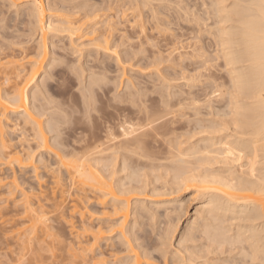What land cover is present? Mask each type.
Listing matches in <instances>:
<instances>
[{
	"label": "bare ground",
	"instance_id": "1",
	"mask_svg": "<svg viewBox=\"0 0 264 264\" xmlns=\"http://www.w3.org/2000/svg\"><path fill=\"white\" fill-rule=\"evenodd\" d=\"M10 1H16L17 2V1H22V0H8V2H10ZM56 1H57L56 3H58V1H60V0H56ZM63 1H66V0H62V3H63ZM121 1L122 0H120V2ZM157 1H159V0H157ZM157 1L156 0H124L125 5L129 4V7H127V5H126V7H127V11L128 10L131 11L132 24L136 23L138 25H142L140 27L143 28V26H145L147 24V21H149L150 17H151L150 20H151V22H153L152 23L153 25H155V22L159 23L160 21H163V19L167 20L170 24L171 22L168 19H166L165 16L162 20H161L162 17L160 16V18H159L160 21L156 18H158L160 14H163L162 11L163 12L168 11V10H166L167 7L169 6L171 8V6L175 4V0H167V1L164 0V2L166 1L165 3H167V4L170 3L168 1H171V2L174 1L173 2L174 4L170 3L171 6L164 4L163 0H161L160 2H157ZM176 1H177L178 5H181V7L178 6L177 3H176V5L172 6L174 8L176 7L177 11H176V13H175V11H174V13L173 12L170 13L171 15L175 14V16L177 15L178 17H181L180 16L181 14L186 13L185 17H184V15L182 16L184 21L188 22V21H190V18H192V20H194L195 23L197 22V25H196L197 27H195L194 26L195 23L193 24V22L191 21V23L193 24V26H191V28H193V29L198 28V26H199L198 22L200 23V25L201 24L204 25V26L201 25V26H203V27H201L202 28L201 32H200L201 29L198 28L199 29L198 32H200V33H196L195 34L196 37H198L199 34H201L202 32H204L206 35V32H208V30H209L207 27V26H209V23L211 24L213 22L215 25L218 23H220V25L221 24L223 25L225 23H227V24L229 23L226 26H222V25L219 27L217 26V29L214 28V26H215L214 24L212 26L210 25L209 27H213V29L211 28L212 31H214L215 29L217 30V31L215 30L216 32L214 31V33L216 35L213 36L214 34L211 32V30L209 32H211L213 35L211 33H207V35L210 34L212 36V38H214L215 41L214 40L212 41L214 43V44L211 43L212 45L217 44L220 46V47H217V46H215V47L212 46V47H214L215 52H217L216 48H218L219 54L217 53V56L222 57L221 61L224 62L225 67L228 68V66H229L228 70L227 69L226 70L228 72L227 76H230V77L227 78V76L225 75L227 73L226 71H224L225 74H223V73L222 74L224 75V77L227 78V79H225V81L228 80L230 82L229 86H230L231 90L233 91V93L230 90L228 85H226L229 88L228 91H226L227 89L225 90V88H227L226 86L223 89L224 82H222V81H224V79H223L224 77L223 78L219 77L220 80L221 79H223V80H221L220 83L215 82L217 84L216 85L212 81H219V80H216L218 78H216L214 76V74L209 73V76L207 77V82L209 81L212 84L214 83L216 85L215 87H218V84H221V82H222V88L220 89V87H218L219 89H216L217 92H218V90H219V92L218 93L213 92L214 93V94H212L213 97L212 98L210 97L211 100L212 99L214 100L213 102H215V100H216V103L217 102L219 103V101H220V103L223 102L220 99L224 100V97L229 92L228 93L229 98L227 97L228 98L227 104L230 105L229 109H232V111L230 114L227 113V116L229 115V117L231 118V122H230L231 125L230 126H231L232 133L234 131L236 132V134L234 132L235 135L233 134V137H231L232 135L231 136L230 135L217 136L214 134L212 135V133H209L210 135L208 134V136H205V137H202V138H199V139H196L195 141H193V144L189 143L190 145L188 144L189 146H187V147L184 144H183L184 145L183 147H182V145L180 146L182 141H183V143H185L187 140H185V142L182 139H181L182 141H180L179 139L176 140V136H174L173 133H175L174 131H177V130L173 126L174 125L173 119L175 116L177 117L178 114H181V112H180L181 108L179 107V109H178L180 113H178V110H175V114L177 111V115H174V113H172L174 115V117L172 116L173 117L172 118L170 116V119L172 118L171 121H169V119H166L168 121L165 122L164 119L168 116V114L170 112L174 111V108H173L174 106H172L174 104H172V105L169 104L173 101L169 102V100H170L169 97L171 96L172 100H173V98L176 95H182L183 90L180 89V91H182L181 94H179V92H175L177 94L174 95V92H173L174 90H171V88H170L171 87L170 84L173 85L172 82H169L170 80L167 77L165 78V76H164V78H162L163 76L161 75L162 77L161 76L160 77L163 81H165L164 79H168L165 82L170 83L168 85V88H170V90H169L170 96H167L168 95L167 92L165 93L166 95L163 94L162 89L161 90L158 89L159 93L158 92L157 93L160 96V98H158V99L162 100L163 98L165 99L167 96L169 98L168 104L172 107L171 109L170 108L168 109L166 107V106H168V104H165V102H167V101H165V102L163 101L164 104L162 102L163 106L166 105L164 107L165 109L163 108V111H165V113H168V114H165L166 115L165 117H162V119L164 118L163 119L164 122L161 121V124H158V123L155 124L154 123L155 121L158 122L159 120H161V118H160L161 116H158V114L156 115V113L159 110L162 111L161 110L162 108L157 110L158 108H160L161 104L159 105V107H158V105L155 104V106H157L156 110L155 109L153 110V108H152V107H154V105L151 106L152 111L155 112V114H153V115L148 113V110L146 107L143 108V110H146L147 114L149 115L148 120H147V118L144 119V120H146V122L143 121V119L141 120L144 123H147L146 124V125H148L147 128H145V129L142 128L140 130L138 128H135V126L131 125L132 124L131 122H130V126L127 124L128 122H126V124H127L126 127H123V125L118 124L119 123L118 122V123H116V128H117V125H120L121 130L118 129V131L120 130L118 133H116L117 130H113L115 133L114 134L113 131H111L113 128L110 129V127L107 126L109 124L108 123H107V125L105 124L109 120V116L107 113L106 116L104 115L105 116L104 118H107V116H108L107 121H105L106 119L104 120L105 121L104 127L102 126L103 123L101 125V122H99L100 125L98 124V126H100V128L96 127L95 128L96 131L94 128L88 127V128H91V129H89L90 134L84 133L82 136L79 134V137L77 134L76 138L74 140L72 136H73V134H75V131L74 132L71 131L72 136H69V134L67 132L66 133H64V132L65 131L69 132L70 129L65 130L66 129L65 128L64 129L65 131H63V129H61L63 127L62 124L64 123V117L61 114L63 109H62L60 103L54 101L55 99L51 100L52 98L49 97L50 96L49 92H48L49 95L48 94L47 95L41 94L42 92L39 89L40 87H38V89H36L38 86L37 85L38 83H37L36 84L37 86L35 85L36 88H34L36 90L35 91L33 90L32 94H31V97L33 98L32 99L33 103L31 105L32 106V108H31V106L29 107L26 87L31 83V81L34 79V77L38 74V70L40 68V65L42 64L45 57L47 56L46 55L47 51L45 50L46 44H44V42H43L45 40V39H43L44 35H45V34H43L45 31L44 29H50L51 30L53 28V30H54L58 24V23L55 24L54 22H56V19L57 20L59 19L62 23H64V24H62L61 22H59L60 28L63 29L64 27H66V28H64V30L67 29L68 32L73 33V31H75L76 29L78 30L79 26H81V22H82L81 18L84 20L85 18L88 19L92 16L91 18L93 20L94 19L96 20V17L94 15L93 11L96 12L95 10L98 8V6L94 5L95 7H97L96 9H94L95 7H93L94 10L82 9V11H80L81 9H79V7L75 6L76 4L73 5V8L75 6L76 10L79 9L78 10L79 14H80V12L84 11V14H82L81 15L82 17L79 19L80 16H78V17L74 16L75 18L73 16L71 17V15H73L72 13L75 12L77 14V12L75 9L72 8V6H71V9L75 10L74 12H71L72 10L69 11L70 8L67 10L66 3H65L62 8L60 7V9H62L64 11L67 10L66 11L67 13L69 11L70 16L68 17V14H67V17H65V15H63V16L60 15V18L59 17L56 18V16L58 14L56 15L54 13L56 15L55 16L56 19H55L52 17V14H53L52 12H51V14L46 13V10L55 11V9H57V11H59L58 10L59 4L57 6V4L55 2L51 3V1L50 2L47 1V3H48L47 8H45L46 6L44 5L43 0H27L23 4L20 3V5L18 2L17 4L19 6H17V4L15 3V9H16L15 12L20 11L22 13V15L19 13L20 16H22L23 18L24 17L26 18L23 22L26 23V21H27V23L29 24V26H31V28L33 27L32 24L34 26L38 27V29L41 30V33L43 34V36L41 35L42 39H41V37L39 38L40 40L38 39V44H40V43L41 44L39 46L36 45L35 49L33 50V52L35 51L33 56L35 55L34 57L36 59L34 58V59L28 60L31 67L30 66L26 67V68H29V70L27 71L28 73L26 75L24 73H26L25 70H27V69L25 68L24 65H22V62H20L18 60L7 59L5 63H1V69L2 70H0V74L4 77V79L7 83V87H4V88L0 87V165H3V167L8 168L11 171H13L12 167L14 164H18L21 167H23V166L26 167L27 165H31V163H32L31 160H32L33 155H32L31 150H25V149H21V148L17 149L16 147L9 149V147H8V140L4 136V134L6 132L5 131V129H6L5 123L8 121L4 122L3 120H4V117L5 118L10 117V118H12V120L15 121V122L13 121L14 124L12 125L13 130L15 128H17L18 126L23 128V129L20 128V130H21L20 132H22V133L19 132L20 138H23L24 132L26 129L27 130L28 129L33 130L34 134H35L34 137L36 136L35 138L38 140L37 143H39L38 144L39 147L42 148L43 150H45L44 152L47 153V156H49L51 153V155L53 154L55 156V159L57 158V160H54V162H55L54 164H56L57 163L56 161H58L57 164H59L60 166H62L65 169V173H67L66 175L69 176L70 178H74L75 176H78V178H79L78 184L75 187V191L73 190L75 192L74 194H76V195L72 194L73 191L70 188H67V189L63 188V186H61L59 184V182H61V180H63L62 177H57L59 174L56 175V178L54 180V183H55V185H53L54 187L53 188L51 187V189H53L51 191V194H52V196L56 195V197H54V199L60 197L59 198L60 202L58 201V204L65 202L67 197L69 199L71 198V200H73V201H71V204H70V216H71V218L72 217L75 218L76 217L75 214H77L79 216L80 223H81L80 226L82 229V237H80L81 235L79 232L76 234V236L78 235L77 237H80L81 239L78 238L76 243H74V246H75L74 250H77V251H74V254H76V255L79 254L80 260H82V262L85 264H107V263L108 264H144V262H146V260H144L143 258L147 259L150 250L148 249L149 250L148 251L145 249L146 245H144V247L141 246V249L138 248L137 245H135L136 247L134 249V247L132 248L131 244H129L130 242L129 243L127 242L129 240L124 239V241H126V242H124V243H126L125 244L126 247L122 243V245H124V247L126 249L125 254L122 256L121 255L118 256V254H117L118 252L113 253V254H111V253L107 254L106 251H102L101 249L96 248L97 240H98L99 236H102L101 230L99 228L100 226L97 227L96 231H93L92 226H94L95 224L93 225V223L91 224V222L85 223L84 219H83L84 216H88L87 214L85 215V213H86L85 212L86 211L85 206L87 205L86 202L88 201V199H87L88 195L87 194H91L93 196V198H95L97 200L96 203L98 205H100V207L102 209H104V210L108 209L109 211L113 212V214H117L119 216V218H121V221L118 223V225L120 224L119 227H121L123 229V226L125 227L127 217L130 213V212L128 213L129 207H130L129 206V203H130L129 198L130 197L129 196L124 197L121 195H126V194L130 193L131 190L137 188L134 185H132L131 182L132 181H138V178H137L138 177V173H137L138 169H136V168H139V167H149V168H154V169L156 167H158V168H164V169L166 168V170L170 169V171L172 170L173 176H172V178L170 177L171 181H169V180L168 181L166 180V181L168 182L167 184L173 185L174 190L179 189V187L181 185H183L185 181L186 182L187 181H196V182L204 184V186L202 188L197 189L199 191L197 197L200 199V204L195 209L194 218L190 221H187L185 228H184V231L181 233V239L187 238V240H191L195 237H199V238L204 239L208 243L211 242V243L217 244L218 247H221L223 245L234 246L235 248L239 249V251L243 254L244 257H249L250 261L254 262V264H264V0H202V1L201 0H195V3H196V1H200L199 6L200 5L201 6L197 7V8L195 6L197 5L198 2L195 4L192 2L193 0L189 4L193 8L191 6L187 7L184 3H181L179 0H176ZM188 1H190V0H188ZM5 2H7V1H5ZM84 2L87 3V1H84ZM103 2H99V5H100V3L101 4L107 3V5L108 4L111 5L112 3L114 4V0H113V2H112V0H103ZM109 2H112V3H109ZM182 2H185V0H183ZM10 3H12V2H10ZM155 3L157 5H160V3H161V5L163 4L162 6L165 5L164 9L162 8V6L161 7L157 6V7L161 8V10H162V11H160V9H159L158 13H157L158 8L155 7L156 6ZM188 3L189 2H186V4H188ZM119 4L120 3L117 4L118 7H120ZM183 4L189 9H187L185 7V10H184ZM81 5L82 6H80V8H84L83 2ZM107 5H105V6L107 7ZM110 5L108 6V8L110 7ZM117 5L115 4L116 7H117ZM122 5H124V4H122ZM122 5L119 9L123 8ZM130 5H131V8H130ZM60 6H62V5H60ZM64 6H65L66 10H65ZM85 6H89L87 8L90 9L91 8L90 6H93V5L88 4ZM202 6L204 7V9L205 8L206 9L204 10ZM169 7H168V9H169ZM194 7L196 8L197 11H199V9L200 10L202 9V11L200 12L201 14L203 13V11L204 12L206 11L205 12L206 14L209 13L206 17L204 16V18H207V17L209 18V16H210L211 19H213V21H211V19H209L211 22L207 21L209 23L206 26L207 22L203 18L206 24L203 23L204 22L202 19L203 16H201V15L197 16L200 13L197 12L198 14H196V16H195L196 10ZM108 8H106V9H108ZM113 8L110 7L109 9H113ZM124 8H125V6H124ZM174 8L173 9L171 8V9L175 10L176 8L175 9ZM181 8L185 11V13H184V11H183V13H179L182 10ZM190 8H192V9H190ZM99 9H100V7H99ZM119 9H115V12H116V10H118V12H120ZM164 10H166V11H164ZM178 10H180V11L178 12ZM190 10L191 11L193 10V11L191 12ZM125 11H126V8H125ZM171 11H169V12H171ZM187 11L188 12L190 11L191 14L189 13V15H188ZM121 12H123V11H121ZM124 12L122 14L120 13L121 17L124 15ZM169 12H166V14H168V16H169ZM177 12L179 13V15ZM193 12H195V13L193 16H191ZM205 13H204V15H206ZM54 14H53V16H54ZM64 14H66V13H64ZM91 14H93L94 16ZM116 14H117V12H116ZM88 15H90V16L88 17ZM163 15H165V14H163ZM46 16H47V18H46ZM83 16H86V17L83 18ZM189 16H190V18L188 20H185ZM108 17H105V19H103V21H101L102 23L98 22L100 20H97L96 23L93 22V20H92V23H94V24L98 23L101 25L104 24V26L102 25L103 28L108 29V28H111L115 23L118 24V22H120V21L122 22L124 20L123 17H122L123 18L122 20L120 19L121 17H119L120 21L118 19L117 20L118 22H116V21H114L115 19H113V18L110 19L111 18L110 16H108ZM166 17H167V15H166ZM193 17H194V19H193ZM52 18L55 19L54 22H53ZM129 18L130 17H128L127 19H129ZM154 19H156L155 22H154ZM79 20H81V22L78 23ZM126 20H124V21H126ZM131 21L129 20L127 22H131ZM164 21H163V23H164ZM200 21L201 22L203 21V22L201 23ZM163 23L161 22V24H163ZM191 23L189 22V24H191ZM22 24H24V23H22ZM52 24H55L56 26L52 25ZM75 24H76V27L78 24H79V26L76 28V27H74ZM116 24H115V26H113L114 30H115V28H117ZM63 25H65V26H63ZM107 25L109 26L108 28H107ZM157 25L158 24H156V26ZM159 25H160V23H159ZM167 25L168 24L164 23L163 27H165ZM91 26L94 27L93 24H91ZM156 26H154V28ZM158 26L156 28H158ZM31 28H30V30H32ZM58 28H59V26H57L56 29L59 30L60 28L59 29ZM94 28H95V30L97 29L96 27H94ZM106 29H105V33L107 32L106 36H107V38H109L112 35L109 36L108 34H110V32H113L114 30H112L113 28H111L108 30H112V31H106ZM204 33H202V34H204ZM210 35H209V38H211ZM200 37H201V35H200ZM202 37H204V36L202 35ZM205 37L208 38V36H205ZM105 39L104 40L100 39V40H102L101 41L102 43L100 44L99 43L100 40H99L98 43L100 44V46H99V44L96 43L97 45L95 47L98 46L97 49L99 47H100L99 49H101V46H102V48H104V44L106 45L108 43V41H107L108 39L107 40H105ZM200 39L201 38H198V40H200ZM206 39L204 41L205 44H206V42H208V40L206 41ZM70 40H71V38H70ZM103 41H104V44H103ZM70 42H72V40ZM209 42L207 44H209ZM108 44H110V42ZM7 45H9V44H7ZM54 45H56V44H54ZM54 45L52 44V46H54ZM107 45L105 46V48L109 49V46L107 47ZM36 47H38V49H40V50H38ZM72 48H73V46H72ZM205 48H206V46H205ZM111 49L113 52V48H111ZM198 49H200V48L198 47ZM198 49L195 50L193 55H195V53L198 51ZM201 49L202 50L204 49L203 43H202ZM201 49H200V51H198L196 53V54H198V55H196V58L198 57L197 61H198V59H200L199 52L200 53L203 52ZM103 50L105 52V49H103ZM204 50L209 51L208 49H204ZM107 51L108 50H106V52ZM205 51L203 53H201V54H203L204 57L206 56V54H208V53H205ZM220 51H221V53H220ZM169 52L170 53H168V54H171L172 51L170 50ZM4 54L9 55V53H4ZM211 55L208 54V56L205 58L211 57ZM213 55L215 57H211L210 59L213 58L212 60H214V58L216 59V57H217L216 53H214ZM203 56H201V58ZM154 58H155V56H154ZM193 58H194V56H193ZM219 58L217 57V59H219ZM156 59H159L158 62L160 61V58H156ZM117 60H116V62L119 61V60L118 61ZM54 61H55V59H54ZM60 61L62 62V60H60ZM60 61H59V63H60ZM204 61H203V63L207 62V61H205V62ZM219 61H218V63H219ZM56 62H57V60H56ZM200 62H202V60ZM52 63H53V61H51L50 64H48V66H51ZM57 63H55V64L57 65ZM36 64H37V66L38 65L39 66L34 67V65L36 66ZM212 64L214 65L215 63L212 62ZM205 65L208 66L209 64L205 63ZM236 65H238V67H236ZM55 66H51L50 68H52V67L54 68ZM213 67L216 68V66H213ZM220 68H222V70L221 69L220 70L223 72V65ZM103 69H104V67H103ZM207 69L205 68V70H207ZM216 69H218V68H216ZM50 70L52 71V69H49V72H51ZM80 70H82V69H80ZM220 70H218V71H220ZM58 71L60 73V70H58ZM58 71H56V73H58ZM48 73H47V75H48ZM92 73L94 74L95 71H93V72L91 71V73H90L91 78L89 79V77H88L89 80L87 79V81H86L87 87L85 88L87 91L91 90V92L94 88L93 86L95 85V87H96V84L98 82L100 84V82H101L100 80L103 79V76H104V72H102L103 73V75H102V73L99 71V73H101L99 76L102 78L95 77L96 73H98V72H96L93 76H92ZM51 74L49 73L50 76L48 75V77L51 78L52 77ZM77 75L79 77V73H77ZM191 75H193V74L188 75L189 78ZM194 75H195V73H194ZM198 75H199V72H198ZM212 75H213V77H212ZM12 76L15 77V79H17L19 81H16L15 83L9 84ZM201 76H203V75L201 74ZM219 76H220V74H219ZM193 77H191V79ZM44 78H45V80L47 79L46 77H44ZM61 78L62 79H59V80L62 81L64 78L63 77H61ZM99 78H100V80H99ZM105 78H106V74H105ZM198 78L199 77H197V79L196 78H194V79H196L197 82L198 81L200 82L201 79L198 80ZM209 78H211V79L214 78V79L209 80ZM64 80H66V79H64ZM107 80H109V79H107ZM107 80L105 81L103 79L102 82L105 84H108V83H106ZM80 81H81V79H80ZM102 82H101V84H103ZM207 82L203 81V84H206ZM59 83H62V82L59 81ZM129 83L130 82H128V86L130 88L133 83L132 82H131L132 84L131 83L129 84ZM168 83H165V85ZM194 83H193V85H194ZM18 84H20V86H18ZM43 84H44L43 80L41 82H39V85L41 87ZM105 84H103V85H105ZM162 84H164V83H162ZM200 84L202 85V80H201ZM200 84H198L197 88L200 87L199 88L200 91H198V92L201 94L202 87L199 86ZM208 84L209 83H207L203 87H206ZM161 87H163V86L161 85ZM178 87H180V86H178ZM195 87L193 86V88H195ZM132 88H133V86H132ZM165 88H167V87H165ZM191 88L190 89L188 88V89L192 90ZM207 88H203V90L204 89L206 90ZM211 88L209 85L208 89H211ZM49 89H50V87H49ZM131 89H129V92L126 95L129 94V96H130V93H131L130 90ZM172 89H173V87H172ZM81 90H82V88L80 89V91ZM86 90L83 89L81 92L85 95V93H87ZM96 90H95V92H96ZM164 90H166V89H164ZM189 90L186 89V91H187L186 93H189L188 92ZM223 90L226 91V93ZM175 91H179V89L178 90L176 89ZM95 92H94V96L92 95L93 97H91V98L95 97V95H96ZM138 92H140V91H138ZM160 92L162 93V95H160L161 94ZM172 92H173V94H172ZM207 92H208V90H207ZM210 92H211V90H210ZM82 93H81V95H82ZM144 93H145V91H144ZM211 93H210V95H211ZM40 94L44 95V97L40 98ZM89 94H91V93H89V91H88L87 95H89ZM134 94H136V93L133 92V95ZM141 94H143V93H141ZM189 94H188V96H189ZM193 94H195V93L193 92ZM203 94H204V91H203ZM172 95H174V97ZM51 96H52V94H51ZM83 96H82V99H84V100H82V101L84 102V105H85L84 107H86L87 106L86 104L88 103V101L90 102V100H89L90 96L87 97V99H88L87 103H86V97L85 96L83 97ZM190 96H193V95H190ZM206 96H205V94H204L205 98L202 96L204 101H205V99L209 98V97L206 98ZM208 96H209V94H208ZM74 97L76 98L77 96L74 95ZM126 97L124 95V98H126ZM134 97H135V95H134ZM136 97H138V96H136ZM178 97H179L178 100H181L180 96H178ZM178 97L177 96L175 97V101ZM121 98H123V96L120 97L119 99L122 100ZM138 98H140V96ZM138 98H135V99H138ZM181 98H182V96H181ZM186 98H188V97H186ZM73 99L74 98L72 97L71 101ZM76 99H77L76 101L78 102V98H76ZM129 99L130 98L128 97V102H129ZM210 99L207 100L208 101L207 104L210 103L209 102ZM184 100H185V98L181 101L183 102ZM227 100L224 101V103L227 102ZM132 101L136 102L137 100H132ZM181 101H179L178 103H180ZM74 102L75 101H73L71 103L73 104ZM195 102H197V101H195ZM195 102H193V99H192V103H194L193 104L194 106L196 104ZM92 103H94V101ZM92 103H88V105L89 104L91 105ZM156 103H158V102H156ZM183 103H185V102H183ZM186 103H187V100H186ZM66 104H67V102H66ZM201 104H202V102H201ZM201 104H199V101H198V104H197L198 106H196V107L193 106L194 108H196L197 112H199L201 110L200 109L198 111L197 108H201V107L203 108V105L199 107V105H201ZM221 104H223V103H221ZM177 105L179 106V104H177ZM177 105H175V106H177ZM209 105H212V103ZM214 105H216V104H214ZM220 105H216V106L219 107ZM229 105H226V103H225L224 109L228 110L226 107ZM231 105H233V106H231ZM101 106H100V109L102 108ZM143 106H146V104L140 106V108H139L140 112H141V108ZM92 107H94L93 108L94 110L97 109V106H95L94 104H92ZM148 107H150V106L148 105ZM209 107L212 110V107L211 106H209ZM76 108H77V106H76ZM89 108H88V110L86 108H84V112L85 111L89 112ZM103 108L101 110H103ZM151 108H149V109H151ZM91 109L92 108H90V111H91ZM98 109L96 111H98ZM210 109H209V112H210ZM167 110H168V112H167ZM169 110H172V111L169 112ZM193 110L195 111V109H193ZM218 110H219V108H218ZM221 110L222 109H220V111ZM103 111H101V112L104 114ZM160 111H159V114H161ZM209 112H207V114H209ZM221 112L223 113L224 110H222ZM143 113H144V111L142 112V116L146 117V114L144 113V115H143ZM150 113H151V111H150ZM216 113L217 112L215 110V115L220 116L219 113L218 114H216ZM45 114H46L47 120H46V123H43L39 118H42L43 115L45 116ZM197 114L195 112V115H197ZM213 115H214V113H213ZM232 115H233V117H232ZM163 116H164V114H163ZM180 116H182V115H180ZM223 116H226V115H223ZM120 119H122V118H120ZM232 119L234 122L233 125H232ZM112 120H113V116H112ZM112 120H109V121L112 123ZM120 121L124 122L123 120H120ZM139 121H140V119H138V125L141 124L140 123L141 121L140 122ZM188 121H190V120H188ZM193 121H195V119H193ZM212 121L213 120H211V122ZM44 122H45V120H44ZM221 122H223V121H221ZM224 122H226L225 119H224ZM133 123H135V122H133ZM144 123H142V124H144ZM194 123L196 124V127H197V123L199 125L198 120L195 121ZM226 123H228V119H227ZM41 124H43V125L46 124V125H44L45 127H43V125H41ZM61 125H62V127H61ZM93 126H94V124H93ZM105 126H107V127H105ZM232 126L233 127L235 126V128L237 130H234L235 128H233ZM75 127H78V126H75ZM101 127H103L104 130L106 129V131L108 130L107 128H109L110 130L107 132L103 131L104 132L103 133L101 131ZM136 127H137V124H136ZM199 127H201V125ZM43 128L44 129L46 128L45 130L48 133H50V132L54 133V136H52L53 138H51L52 142H50L51 141L50 138L49 137L47 138V136L45 135V133L47 134V132L45 131V133H44ZM84 129H85V127H84ZM86 129H87V127H86ZM92 129H94V130H92ZM99 129H100V132L103 133V135L106 132V135L100 136V133L97 132ZM87 130H85V131H87ZM95 132L97 134L98 133L99 134L95 135ZM60 133L63 134L65 136V138L63 135H62L63 137H61ZM76 133H78V132H76ZM171 133L173 134L172 136H171ZM67 134L72 139V140L70 139L71 141L69 140L70 142H67L68 141L66 139ZM167 134H170V136H167V138L163 137ZM177 134L178 133L176 132V135ZM161 135H163L162 136L163 138L160 139L159 144H161L162 141H163L162 143H164L166 141L167 143L166 142L164 143L166 145V147H162L161 149L158 148V151H157V149L152 151V149H154V148L150 149L151 147H149V145H150L149 140H151L152 144H153V142L156 139H158L157 136L161 137ZM180 136H182V134ZM74 137H75V135H74ZM168 137L172 138L171 141L169 140L170 138H168ZM164 138H165V140H164ZM173 138H175V139H173ZM174 140H175V142H173ZM66 142L71 143V144L72 143L77 144V145L73 146V149H70V150L63 149L62 150V148H63L62 144L64 145V144H66ZM165 145H162V146H165ZM54 148H56L57 150H54ZM42 160H44V159H42ZM163 160H165V161H163ZM117 162H118V170L119 171L129 170V172L127 171L125 173V175L121 176L115 182L112 179H113L114 173H116L115 172L116 171L115 165L117 164ZM217 163H218V165L220 163H222V165H220L221 167L219 166L218 168L214 169L213 164L216 165ZM49 165L53 166V164L52 165L49 164ZM235 165H237V167ZM44 166H46V165H44ZM48 166H46V167H48ZM50 166H49V169L52 170L53 167H50ZM238 166L240 168L244 167V168H246V170H241L240 172H238V170H239ZM62 167H57V165H56L55 170L53 168L52 171H56L58 173L59 168L61 169ZM112 167H113V169L115 168L114 169L115 171L112 169ZM235 167L238 170H236ZM56 168L58 169V171ZM245 171L248 172L247 175L245 174V173H247ZM64 176H65V174H64ZM60 178H61V180H60ZM139 178H140V174H139ZM158 178H159L158 176H155L154 180H157ZM125 179H126V181H125ZM2 181H3V179H0V186H2L1 184H4ZM139 181H141V179ZM10 185H11L10 187L6 188V192H8V194H13V191L16 188H18V184H16V182L14 180H12L10 182ZM156 190H157L156 187L152 188V191L155 192ZM52 192L54 193V195ZM24 198H25V200H23L24 202L22 203V204H24L23 209L27 213V215L29 214L27 217L29 224H27L26 225L27 227L25 226L24 228H26L29 231L24 229V231H26V233L23 232L24 234H22L23 229H19L17 231H14L16 233V235H15L16 239H19L17 236V232L19 233V236L22 234L23 238L27 237L26 239L24 238L25 240L22 239L24 243L23 242L20 243L21 239L18 240V241H20L19 242L20 245L24 244V246H22L23 248L21 247V250L23 249L21 251V254H23V255L26 253L25 249H26V251L29 250L28 253H32L33 250H35L33 248H32L33 250H31V245H29V244L27 245V243L28 242L30 243L33 241V239H31L32 235H34V233H37L38 228L40 227L39 230L42 234H45L46 230H48L47 229L48 224H46L48 219L46 218V216L43 215V211L41 210V207L39 205V201H37V200H36L37 202L35 201L36 202L35 203L36 206H35V204H33V202L30 201L31 199L28 198L27 195L24 194ZM82 198L84 199V201H86V200L87 201L86 202L82 201ZM85 198H86V200H85ZM15 203L16 202H14L13 205ZM96 203L93 205H96ZM136 204H138V203H136ZM37 205H38V207H37ZM98 205H96V206H98ZM138 205L141 206V204H138ZM138 205H135L136 208L138 207ZM141 207H142V210L145 211V213H147L150 217H152V219H153V217L156 216L155 215L156 212L153 208H148V207H145L144 205ZM136 212L137 211H135V214H136ZM87 213H88V211H87ZM62 214H64V213L61 210V215ZM180 216H182V215H180ZM180 216L178 215L177 219L175 220L176 223H174L175 221L174 222L169 221L168 225H167V227H165V229L168 228L169 223H171V224L173 223L172 224L173 226L170 224L171 227L169 226L170 227L169 229H166V230L164 229L165 230V231L163 230L164 234H163V232L161 233V235H163L165 237L164 239H162L163 241L165 240L164 242L167 243L166 240L170 239L173 236L174 231L177 228L176 225L178 224L179 220L181 219ZM70 221H71V219H70ZM87 221H89V220H87ZM233 221H236V223H233ZM134 222H135V220H134ZM74 223H75L74 220H73V222L71 221V223H70L71 224L70 227L72 228V231L77 228V226L75 227ZM96 226H97V223H96L95 227ZM131 228L133 230V227H131ZM30 232H31V235L28 236V234H30ZM119 232L121 235L123 234L120 229H119ZM37 236L39 237L38 234H37ZM28 237L30 239H28ZM122 237H124V234ZM159 238L161 239L163 237L160 236ZM135 239H136V237H135ZM119 240H122V238L118 239V241ZM142 240H144V239H142ZM18 241H16V242H18ZM164 242H163V244L165 245L166 243H164ZM141 243H142V241H141ZM120 244H121V241H120ZM28 246H30L29 249H28ZM24 247H26V248L24 249ZM114 247L116 248L115 244L111 248H114ZM184 249L187 252V255H184V254L181 255L178 253H173L172 257H171L172 261L170 263H167V264H198L194 260V256L196 254V251L194 249L189 248L188 246H186ZM139 250H141V251H139ZM88 252L91 253L90 254L91 256L88 255ZM150 253H151V251H150ZM106 255L111 260L109 258L107 259V257H105ZM75 257H76V259L78 258L77 256H75ZM141 258L144 260V262L141 260ZM18 259H20V257ZM78 261L79 260L76 261L78 264H82L81 261H79V262ZM19 262H22V260L20 259ZM146 263L148 264V262H146Z\"/></svg>",
	"mask_w": 264,
	"mask_h": 264
},
{
	"label": "rangeland",
	"instance_id": "2",
	"mask_svg": "<svg viewBox=\"0 0 264 264\" xmlns=\"http://www.w3.org/2000/svg\"><path fill=\"white\" fill-rule=\"evenodd\" d=\"M5 1H7V2H5ZM25 1H27V0H25ZM25 1L24 0L17 1V2L16 1H10V2H12V3H10V2H8V0H4V1L0 0V70H2L1 69V63H5L7 59L18 60V61L22 62V65H24L25 68L29 67L30 63L28 62V60L35 58L34 57L35 55L33 56V54L35 52V51L33 52V50L35 49V46L36 45L39 46L41 44L40 42H39L40 44H38V39L41 37V35L43 36V34H45L44 38H43L45 40L43 42H44V44H46L45 50L47 51L46 52L47 56L45 57L44 61L40 65V68L38 70V74L34 77V79L31 81V83L26 87L29 107L33 103V100H32L33 98L31 97L33 90L35 91L36 89H38V87H40L39 89L42 92L41 94H46V95L48 94L49 95V93H50L49 97L52 98L51 100L55 99L54 101L60 103V105L63 109L61 114L64 117V123L62 124L64 128L61 125V127H62L61 129H63V131L70 129L69 132L68 131L64 132V133L67 132L69 134V136H72L71 131L72 132L75 131V134H73V136H72L74 140H75L77 134L79 137V134L81 136L84 133L90 134L89 129H91V128H94V129L96 127L100 128V126H98L99 122H101V125L103 123V125H102L103 127L105 124L107 125V123H108L110 126L109 125H107V126L110 127V129L113 128L111 131L117 130L116 133H118L121 130L120 125H117V128H116V123H118V122H119L118 124H122L123 127H126L127 124L130 126V122H131L132 123L131 125L135 126V128H138L140 130L142 128L145 129L148 127V125H146L147 123H144L143 121L146 122V120H144V119L147 118V120H148L149 115L147 114L146 110H143V108L146 107L148 110V113L153 115V114H155V112L152 111V108H153V110L157 109V106H155V104L158 105V107L161 104L160 108H158L157 110L162 108L161 109L162 111L159 110L162 115L159 114V111H157V113H156V115L158 114V116H161L160 117L161 120L158 119L159 121L158 122L155 121L154 122L155 124H157V123L161 124V121L164 122V120H165V122H167L168 120H166V119H169V121H171V119L174 117V115H177V111L175 114V110H178L179 107L181 108V110H180L181 114H178L177 117L175 116L173 119L174 121L173 120L172 121L174 124L173 126L177 130V131H174L175 133H173L174 136H176V140L177 139H179L180 141L184 140V142H185V140H187L185 143H183V141H182V143L179 141L181 143L180 146L182 145V147L184 145H186V147H187L190 144H193V141H195L196 139L208 136L209 133H212V135L214 134L217 136H225V135L231 136L232 135L231 137H233V134L235 131L232 133L231 126H230L231 125V123H230L231 118L229 117V115L227 116V113L230 114L232 111V109H229L230 105L227 104L228 103L227 99L229 98V95H228L229 92L227 93V95L225 94L226 96L224 95L225 96L224 100L220 99L223 101V102H221L223 104H221L219 101V103L222 106L218 102L216 103V100H215V102H213L214 100L210 99V97L211 98L213 97V95H212V94H214L213 92H216V93L219 92V90H218V92L216 90V89H219L218 87H220V89L222 88V82H224L223 89L225 88L226 85H228V86L230 85V82L228 80H227L228 82L225 81V79L230 77V76H227L228 75L227 70H228L229 66H228V68L224 66V62L221 61L222 57L217 56L218 48H216L217 52H215V49H214L215 46H217V47H220V46L217 45L216 43H215L216 45H212L211 43H213L212 41L214 40V38H212V36L210 34L209 35L211 38H209V35H207V33L212 32L214 35L212 33L211 34L213 36H215L216 34L214 33V31L217 29V26L219 27L222 24L220 25V23H218L219 25L218 24L215 25L213 22L210 24L209 22L213 21V19H211L210 16H209V18L207 17L208 19L204 18V16L206 17L209 13L206 14L205 13L206 11L205 12L203 11V13L201 14L200 12L202 11V9L200 10L198 8L199 11L196 10L197 7L201 6V5L199 6L200 1H196V3L198 2L197 5L195 6L196 8L194 7L196 10L195 11L196 13L193 12L191 16H193L194 13H195V16H196V14L200 13L197 16L201 15V16H203L202 19L204 18L206 20V22L209 21L206 24L204 19H203L204 22L203 21L202 22L205 23L206 26L208 25V23H209V26L210 25L212 26L214 24L216 26V27L214 26V28H216V29L214 31H212L211 28L213 29V27L207 26L209 30H208V32H206L207 30L205 29L206 35L204 32H202L204 34L201 33V34H199L198 37H196L195 34L200 33L202 31L201 27H203L204 25L201 24V25H203V26H201L200 23L198 22V25L200 26V27L198 26V28L201 29L200 32H198L199 31L198 28H194L195 30L197 29L196 31L193 28H191V26H193V24L195 22H194V20H192V18H190V16L185 19V20H188L190 18V21H188V22L184 21V19L182 18V16L184 15V17H185V14H186L184 11L185 7L186 6L190 7L191 5H189V4L191 3L192 0H190V1L185 0V2H182L183 0H179L181 3H184L186 5L185 6L183 4L184 10L181 8L182 9L181 12H179L180 10H178L179 13H183V11L185 13V14H181L180 15L181 17H178L177 15L175 16V14H172V15L170 14L172 12L174 13V11L176 13V11H177L176 7H175L176 9L174 7H172V6L176 5V3H177L176 0H175V4L173 3L174 1H172V2L168 1V2L174 4L172 6L170 5V3L169 4L165 3L167 0L165 2L163 0L164 4L170 5L172 9L173 8L175 9V10H172L169 6H168L169 9H168V7L166 6L167 7L166 10H168V11H166V10H164V11L169 12L172 10L171 12H169V16H168V14H166V12H163L161 10V8H159L163 4L162 5H161V3H160V5L156 4L157 2H160L161 0H159V1L156 0L157 2L155 3L156 4L155 7L159 6V7H157L158 8L157 13H158V10L160 9V11H162V13L165 14V15H163V14L159 13L160 15L158 14L159 17L156 19L159 20V18L161 16L162 17L161 20H162L165 16V18L168 19L171 23L169 24V22L167 20L163 19V21L165 20L164 23L168 24L167 26L163 27V25H164L163 21L159 20L160 21V22L158 21L160 23V25H159V23L155 22L156 19H154L155 25H153L152 24L153 22H151V20H150L151 17H150L149 18L150 22L147 21V24L145 23L146 25L143 26V28L140 27L142 25H138L136 23H133L134 25L132 24L131 11L130 10L127 11V7H129V4H126L127 5V7H126L124 0H122L121 2H120V0H114V4L112 3L113 2V0H112V2H109V3L113 4V5L111 4L112 6L110 4L107 5V3L103 4L104 3L103 0H100V1L99 0H69L70 2L68 0H66V1H63V3H62V0L58 1V3H56L57 2L56 0L55 1L54 0H43L44 5L46 6L45 8L48 7L47 1H49V2L51 1V3L55 2L57 4V6L59 4V8H58L59 11H57V9H55V8H54L55 11L46 10L47 14H51V12L53 14L55 13L56 15L58 14L57 16L55 14L53 16V14H52L53 18H55V16H56V18L57 17L60 18V15H62V16L65 15V17H67V14L69 17L70 16L69 11L72 10L71 12H74L76 10L75 6L79 7V9H81L80 11H82V9L94 10L97 8L95 6H98V8H97L98 10L96 9L95 10L96 12L93 11V13L96 17V20L95 19L93 20L91 18L92 16L88 19L85 18L86 16H83V18H85L83 20L81 18L82 17L81 15L84 14V11L80 12V14H79L78 13L79 9L76 10L77 14L75 12L72 13L73 15H71V17L72 16L73 17L74 16H77V17L80 16L79 19L81 18V20H82V22H81V20L78 21V23L81 22V26H79V24L77 25V27L79 26L78 30L76 29L77 27L75 24L74 27H76L75 28L76 30L73 31V33L68 32L67 29L64 30V28H66V27L61 29L60 25H59V22H61V21L59 19L57 20L55 18L56 22H54L55 19L52 18L53 22L55 24L58 23L57 26H59V28L61 30L59 28H58L59 30H57L56 29L57 26L55 24H52V25L56 26L55 29L53 30L52 27H51L52 28L51 30L50 29H44L45 31L43 34L41 33V30L38 29V27H36L32 24L33 27L31 28V26H29L27 21H26V23L23 22L26 18L25 17L23 18L22 16H20V14L22 15V13L20 11L15 12V10H16L15 9V3L17 4L19 2V5H20V3L23 4V3H25ZM84 1H87V3ZM82 2L84 4V8H80V6H82L81 5ZM99 2H103L102 3L103 5L101 3L99 5ZM186 2H189V3L186 4ZM192 2L195 3V0H193ZM65 3H66L67 10L70 8L68 13L66 12L67 10H66L65 6H64V8L66 11L60 9V7L62 8ZM118 3L124 4V5L121 4L123 6V8H121L122 10L119 9L121 7V5L119 4L120 7H118V5H117ZM88 4L89 5L92 4L93 6H90L91 8L88 9L87 7H89V6H85ZM115 4L117 5L118 8L115 6ZM19 5L17 4V6H19ZM60 5H62V6H60ZM73 5H75L74 8H73ZM105 5H107V7ZM109 5L112 8L114 6L115 7L113 9H109L110 8V7L108 8ZM177 5H178V3H177ZM71 6L75 10L71 9ZM124 6L126 8V11H125ZM164 6H162L163 9H164ZM178 6L181 7V5H178ZM93 7H95V8L93 9ZM99 7H100V9H99ZM106 8H108V9H106ZM130 8H131V5H130ZM192 8H190V9H192ZM115 9H119L120 12H118V10H116V12H117V14H116ZM187 9H189V8H187ZM203 9H204V7H203ZM121 11H123V12L125 11L124 15L122 16L124 18V20H126L128 17H130V18L127 19L126 21L123 20L121 22L120 19L121 20L123 19L120 16L123 13ZM190 11L189 12L187 11L188 15H189V13L191 14V12L193 10L191 12ZM64 13H66V14H64ZM179 13H178V15H179ZM204 13L206 15H204ZM91 15H93V14H91ZM166 15L168 18L166 17ZM47 16H46V18H47ZM89 16L90 15H88V17ZM108 16L111 17L110 19H112V18L115 19L114 21H116V22H118L117 20L119 19V17H121L119 19V21L121 23L120 22H118V24L115 23L117 28H115V30H114L113 26H115V24L111 27V28H113L112 30H114V31L110 32V34H108L109 36L112 35L110 37L108 36L109 38H107V36H106L107 32L105 33L106 28L105 29L103 28L104 24H102L103 25L102 26L101 24H98V23L97 24L92 23V20L95 23L97 20H100L98 22L102 23L101 21H103V19H105V17H108ZM194 17H193V19H194ZM209 19H211V21ZM129 20L131 22H127ZM191 21L193 22V24L191 23ZM161 22L163 24H161ZM189 22L191 24H189ZM22 23H24V24H22ZM62 24H64V23H62ZM91 24H93V26L96 27L97 29L95 30V28L92 27ZM156 24H158L160 27L157 25L158 28H156L157 27ZM228 24L225 23L222 26H226ZM65 25H63V26H65ZM196 25H197V22L195 23L194 26L197 27ZM154 26H156V27L154 28ZM108 27L109 26L107 25V28ZM30 28L32 30H30ZM111 28H108V29H111ZM108 29H106V31H112V30H108ZM210 30H211V32H209ZM200 35H201V37H200ZM202 35L204 37H202ZM205 36H208L209 39ZM70 38H71L72 42H70L71 41ZM198 38H201V39L198 40ZM41 39H42V37H41ZM100 39H102V40L108 39L107 41H108V43L110 42V44L107 43L108 45L107 44L106 45H107V47L109 46V49L105 48L106 45L104 44V41H103L104 48H102V46H101V49H99L100 47L97 49L98 46L95 47L97 44L102 43L101 42L102 40H100ZM205 39H206V41L208 40V42L210 41L209 44L211 46L209 44H207L208 42H206V44L204 43ZM99 40H100V42H99ZM6 43L9 45H7ZM202 43H203V48L208 49L209 51L206 50L207 51L206 52L204 49L203 50L201 49ZM52 44L53 45L56 44V45L52 46ZM100 44H99V46H100ZM204 45L206 46V48ZM72 46H73V48H72ZM197 46L203 52L205 51V53H208L209 55H211L212 53L213 54L216 53V56L218 58L219 57L220 58L217 59V57H216V59L214 58V60H215L214 61V60H212L213 58L210 59L211 57H215L213 54H212L213 56L211 55V57L205 58L208 56V54H206V56L204 57L203 54H201L203 52H201V53L199 52L200 59H198V61H197L198 57L196 58V55H198V54H196V53L198 51H200V49H198ZM212 46H214V47H212ZM110 47L113 48V52H112V49ZM36 48L38 49V47H36ZM103 49H105V52H106V50H108L107 51L108 53L107 52L105 53ZM197 49H198V51L195 53V55H193L195 50H197ZM38 50H40V49H38ZM170 50L172 52H171V54H168V53H170L169 52ZM4 53H9V55L8 54L6 55ZM220 53H221V51H220ZM200 55L203 56L206 60L203 57L201 58ZM154 56H155V58H154ZM193 56H194V58H193ZM156 58H160V61L158 62L159 59H156ZM54 59H55V61H54ZM56 60L58 63L60 60H62V62L60 61V63L58 64L56 62ZM116 60L119 63L116 62ZM201 60H202V62H200ZM204 60L207 62H205ZM217 60L218 61L220 60L219 63ZM51 61H53L51 66H55L56 65L55 63H57V65L54 68L53 67L50 68L51 66H48V64H50ZM154 61L155 62L157 61V62L155 63ZM203 61L209 65L208 66L205 65V63H203ZM212 62L215 64L213 65ZM212 65L216 66V68H218V69H216ZM222 65H223V72L221 71L222 68H220V67H222ZM38 66H37V64H36V66L34 65V67H38ZM103 67H104V69H103ZM236 67H238V65H236ZM48 68L52 69V71L50 70L51 72H49ZM205 68L206 69L208 68V69L205 70ZM26 69H27V70H25L26 73H24L25 75L28 73L27 71L29 70V68H26ZM80 69H82V70H80ZM58 70H60V73ZM218 70H220V71H218ZM56 71H58V73H56ZM91 71L92 72L95 71V73L96 72L99 73V71L101 73L104 72L103 79L105 81L107 79H109V80H107V82H106L108 84L103 83L102 82L103 79L100 80V78H102V77L99 76L101 73H99V74L96 73L95 77H97V78L100 77L99 80L105 85L101 84V82H100V84L102 85L101 86L98 82L96 84V87H95V85L93 86L95 89L93 88L92 92H91V90H88L89 93H91V94L87 95L88 91L85 89L87 87L86 81H87L88 77H89V79L91 78V76H90ZM224 71H226L227 73L225 74ZM48 72L50 74L52 73L51 78L48 77V75H49ZM198 72H199L200 76L198 75ZM47 73H48V75H47ZM77 73H79V77H78ZM194 73H195V75H194ZM209 73L214 74V76L216 78H218V79H216V78L215 79L219 80V81H212V82L220 83V81L223 79H224V81H222L221 84H218V87H215L217 85L216 83H215L216 84L215 85L214 83L212 84L209 81L207 82V77L209 76ZM222 73L225 74L227 76V78L224 77V75ZM94 74L92 73V76ZM105 74H106L107 79L105 78ZM190 74H193V75H191L189 78L188 75H190ZM201 74L203 76H201ZM219 74H220V76H219ZM102 75H103V73H102ZM43 76L46 78L48 77V78L45 80V78ZM160 76L162 78H164V76H165V78L167 77L170 80L169 82H172L173 85H171L168 82H165L168 79H164L165 81H163ZM61 77L66 79V80L63 79L65 82L63 80L62 81L59 80V79H62ZM191 77H193V78L191 79ZM197 77H199L198 80H200V79L202 80V85L200 84L201 80H200V82L199 81L197 82V80H196ZM212 77H213V75H212ZM219 77L220 78L224 77V78L220 80ZM194 78H196V79H194ZM80 79H81V81H80ZM212 79H214V78H212ZM212 79L209 78V80H212ZM40 80L44 81V84L42 85V87L39 85V82H41ZM16 81H19V80L15 79V77L12 76L9 84L15 83ZM59 81L62 83H59ZM203 81L207 82L209 84L206 87H203L204 85L207 84V83L203 84ZM128 82L133 83V84L131 83L133 88H132V86L129 88ZM162 83H164V84H162ZM165 83H168V84L165 85ZM193 83H194V85H193ZM0 84H1L0 87H2V88L7 87V83L1 74H0ZM169 84L171 86V87L169 86L171 88V90H174L173 91L174 95L177 94L175 92H179V94H181L182 91H180V89L183 90L182 95H176V96L177 97L180 96L181 100H183L185 98V100L183 101L185 103H183L181 100H178L179 97L175 101L176 96L174 97V95H172L174 97L172 100V97L170 96V91H169L170 88H168ZM198 84H200L199 86L202 87L201 94L198 92V91H200V89H199L200 87L197 88ZM35 85L37 86V88L35 87ZM161 85L163 87H161ZM209 85H210V88L212 87L211 89H208ZM18 86H20V84H18ZM178 86H180V87H178ZM193 86L194 87L196 86V87L193 88ZM228 86H226L227 88H225V90L227 89L226 91H228V89L230 88V86H229V88H228ZM49 87H50V89H49ZM165 87H167V88H165ZM172 87H173V89H172ZM34 88H36V89H34ZM81 88H82V90L83 89L86 90L87 93L84 92L85 95L81 92L82 90L80 91ZM188 88L189 89L191 88L192 90H189ZM203 88H207V89L203 90ZM129 89H131L130 90V92H131L130 96L131 97L129 96V94L126 95L129 92ZM158 89H160V90L162 89L164 91V92L162 91L163 94H165L167 92V94H168L167 96H170L169 97L170 100L167 96L165 99L163 98L164 100L158 99V98H160V96L158 95V93H159ZM164 89H166V90H164ZM176 89L177 90L179 89V91H175ZM186 89L189 90L188 92L190 94L186 93L187 92ZM95 90H96V92H95ZM207 90H208V92H207ZM210 90L212 93L210 92ZM230 90H231V88H230ZM93 91L96 94L94 97L95 99L91 98L94 96ZM138 91H140V92H138ZM144 91H145V93H144ZM203 91H204L205 96L207 95L206 98L209 97L208 99H205L206 102L202 98V96L204 97ZM226 91H224V92L226 93ZM133 92L136 93V94H134L135 97L133 95ZM173 92H172V94H173ZM193 92L196 95L193 94ZM81 93H82V95H81ZM139 93L140 94L143 93V94L140 95ZM162 93L160 95H162ZM210 93L212 96L210 95ZM232 93H233V91H232ZM41 94H40V98L44 97V95H41ZM51 94H52V96H51ZM188 94H189V96L190 95H193V96L189 97ZM208 94H209V96H208ZM74 95L77 96L76 98H78V102L76 101L77 99L74 97ZM83 95L86 97V103L88 100L87 97L90 96L91 99L89 98L90 102L88 101V103H92L94 101V103H92V104L97 106V109L99 108L98 111H96L97 109H95V110L93 109L94 107H92V104L91 105L89 104L90 105L89 106L87 103L86 105L88 107L87 106L84 107L85 105H84V102L82 101V100H84V99H82ZM124 95H125V97L126 96L127 97L124 98ZM122 96H123V98H121L122 100H120L119 98ZM136 96H138V97L140 96V98H138ZM181 96H182V98H181ZM72 97L75 100L73 99L71 101ZM128 97L130 98L129 102H128ZM186 97H188V98H186ZM135 98H138V99H135ZM191 98L193 99V102L197 101V102H195L196 103L195 106L193 105L194 103H192ZM209 99H210L209 104L212 103V105L207 104V102H208L207 100H209ZM132 100H137V101L134 102ZM168 100H169V102L173 101V102L169 103L170 105L174 104V105H172V106H174L173 107L174 111L169 110V112L172 111V112H170L171 114L169 113L170 115L168 113H165V111H163V108L166 105L165 106L162 105L163 101L164 102L167 101V102H165V104H168ZM186 100H187V103H186ZM226 100H227V102H225L226 105H229L226 108L230 112L228 110L224 109L225 108L224 101H226ZM65 101L67 102V104ZM73 101H75L74 103L75 104L77 103V104L76 105L74 103L72 104L71 102H73ZM179 101H181V102L178 103ZM198 101H199V104H201V102H202V104L199 105V107L203 105V108L202 107L197 108L198 111L201 109L199 112H197L196 108H194V107L198 106L197 105ZM156 102H158V103H156ZM164 102H163V104H164ZM145 104H146V106H143L141 108V112H140V109H139L140 106L145 105ZM169 104H168L169 107L168 106H166V107L168 109L169 108L171 109L172 107ZM177 104H179V106ZM214 104L220 105V106L218 107ZM148 105L150 107H148ZM153 105L155 108L154 107L151 108V106H153ZM175 105H177V106H175ZM76 106H77V108H76ZM100 106L102 108L104 107L103 108L104 111L101 110L102 108L100 109ZM209 106L212 107V110L210 109ZM231 106H233V105H231ZM89 107L92 108L91 111H90ZM31 108H32V106H31ZM84 108H86L87 110L89 108V112L88 111L84 112ZM149 108H151V109H149ZM218 108H219V110H218ZM193 109H195V111ZM209 109H210L211 113L209 112ZM220 109L224 110V112H223L224 114L221 112L222 110L220 111ZM142 110L146 114V117L142 116V112H143ZM215 110L217 112L216 114L219 113L220 116L215 115ZM101 111H103L104 114ZM150 111H151V113H150ZM167 112H168V110H167ZM180 112L178 110V113H180ZM195 112H196V114L197 113L198 114L195 115ZM207 112H209V114H207ZM107 113L109 116V120H112V116H113L112 123L109 120H108L109 122L107 121L108 116H107V118H104ZM144 113H143V115H144ZM172 113H174V115ZM213 113H214V115H213ZM163 114H164V116H163ZM165 114H168V116H167L168 118L167 117L165 119L163 118L164 119L163 120L162 117H165L166 116ZM180 115H182V116H180ZM223 115H226V116H223ZM170 116L171 117L173 116V117L170 119ZM232 117H233V115H232ZM6 118L4 117V120H3L4 122L8 121L5 123L6 124V127H5L6 132H5L4 136L8 140L9 149L16 147L17 149L21 148V149H25V150H31L33 157L31 160V162H32L31 165H27L26 167H24V166L21 167L18 164H14L12 167L13 171H11L8 168L3 167V165H0V179H3L2 182L4 183V184H1L2 186H0V201H1L0 202V264H78L76 262L77 260L82 262V260H80L79 254L78 255L74 254V251H77V250H74L75 249L74 243H76L78 238L81 239L80 237H82V229L80 226L81 223H80L79 216L77 214H75L76 217L75 218L72 217L73 219L70 216V204H71V201H73V200H71V198L69 199L67 197L65 202L61 203L62 204L61 205L60 203L58 204V201L60 202V199H59L60 197L54 199V197H56V195L52 196V194H51V191L53 190V189H51V187L53 188L54 187L53 185H55L54 180H55L57 174H59L57 177L63 178V180H61V178H60L61 182H59V184L61 186H63V188H66V189L70 188L72 191L73 190L75 191V187L78 184V179H79L78 176H75L74 178H70L69 176L66 175L67 173H65V169L62 166H60L59 164H57L58 161H56L57 163L54 164L55 163L54 160H57V158L55 159V156L53 154L51 155V153H50L51 156L50 155L47 156V153L44 152L45 150H43L42 148L39 147V145H38L39 143H37L38 140L35 138L36 136L34 137L35 134H34L33 130H31V129L27 130L26 129L24 132L23 138H20V133H22V132H20L21 131L20 128L21 129H23V128L18 126L17 128H15L13 130L12 125L14 124L15 121L12 120V118H10V117H8L7 119ZM120 118H122V119H120ZM39 119L43 123H46V120H47L46 114H45V116L43 115V117L39 118ZM138 119H140V121L143 119V121H141V122L139 121V122L141 124L144 123L145 125L139 124L140 125L139 126L138 125ZM193 119H195V121L198 120L199 125L197 123V127H196V124L194 123L195 121H193ZM224 119L226 120V122L228 119L229 124L224 122ZM44 120H45V122H44ZM104 120L107 121L105 124H104V122H105ZM120 120H123L125 123L120 121ZM188 120H190V121H188ZM211 120H213V121L211 122ZM221 121H223V122H221ZM126 122H128V123L126 124ZM133 122H135V123H133ZM233 123L234 122L232 119V125H233ZM93 124H94V126H93ZM136 124H137V127H136ZM41 125H43V124H41ZM44 125H46V124H44ZM44 125H43V127H45ZM200 125H201V127H199ZM75 126H78V127H75ZM107 126H105V127H107ZM84 127H85V129H84ZM86 127L88 130L86 129ZM88 127H91V128H88ZM103 127H101L102 132L106 131V129L104 130ZM233 128H235V126ZM45 129H44V133L46 131ZM94 129H92V130H94ZM107 129H108L107 131L110 130L109 128H107ZM118 129H120V130L118 131ZM85 130H87L88 132ZM234 130H237V129L235 128ZM95 131H96V129H95ZM76 132H78V133H76ZM97 132L100 133V136H102L104 133V132L103 133L100 132V129ZM106 132L103 136L106 135ZM176 132L178 133L177 135H176ZM50 133L47 132V134L45 133V135L47 136V138L49 137L51 140L50 142H52L51 138H53L52 136H54V133H51V134ZM113 133H114V131H113ZM63 134L60 133V136L63 137L64 136ZM68 134H67L68 138L66 137V139L68 140L67 142H70L72 139H71V137L68 136ZM96 134L97 133L95 132V135ZM173 134L171 133V136ZM181 134H182V136H180ZM235 134H236V132H235ZM74 135H75V137H74ZM162 136L163 135H161V137L157 136L158 139L155 140L156 142L153 140L154 141L153 144H152V141L149 140L150 145H151V146L149 145V147H151L150 149L154 148V149H152V151L156 150V149L158 151V148L161 149L162 147H166V145L164 144L166 141L164 143H162L163 141L161 140L162 141L161 144L165 145V146H162L161 144H159L160 139L163 137L167 138V136H170V134H167L163 137ZM64 138H65V136H64ZM168 138H170L169 140L171 141L172 138L171 137H168ZM173 139H175V138H173ZM164 140H165V138H164ZM67 142L64 145L62 144V146H63L62 150L63 149L70 150V149H73V146L77 145V144H73V143H72L73 144L72 145L71 143H67ZM173 142H175V140ZM54 150H57V149L54 148ZM42 159H44V160H42ZM163 161H165V160H163ZM49 164H51V165L53 164V166H50ZM44 165H46V166L49 165L50 167H53L54 170H55L56 165H57V167H62V168L61 169L59 168V172L57 173L56 171H52L53 168H52V170H50L49 166L46 167ZM220 165H222V163H220L219 165H218V163L216 165L213 164V166H214L213 168L214 169L218 168ZM235 166L237 167V165H235ZM113 167H112V169H113ZM115 167H116V171L114 170L115 168L113 170L116 173H114L112 180L116 182L121 176L125 175V173L127 171L129 172V170L119 171L118 170V162L115 165ZM236 167H235V169H236ZM238 168H239V170L236 169V170H238V172H240L241 170H246V168H244V167H241L242 168L241 169L238 166ZM136 169H138L137 170L138 181L140 179H141V181H139V182L138 181H132L131 183H132V185H134L137 188L131 190V192L126 194V195H121L124 197L125 196L130 197L129 198V202H130L129 206L130 207H129V211H128V213L129 212L130 213L127 217L125 227L123 226V229L121 227H119L120 224L118 225V223L121 221V218H119V216L117 214H113V212L109 211L108 209H105V210L102 209L100 207V205H98L96 203L97 200L95 198H93V196L91 194H87L88 195L87 196L88 201L85 198V200L88 203L86 201H84V199L82 198V201L86 202V204H87L85 206L83 204L84 202L82 203L85 206V210H86L85 215L86 214L88 215V216L83 217L84 222L85 223L91 222V224L93 223V225L94 224L96 225V223H97L96 227H95V225L92 226L93 231H96L97 227L100 226L99 228L101 230L102 236H99V238L97 240L96 248H99L102 251H106L107 254L108 253L113 254V253L118 252L117 253L118 256L119 255L122 256L125 254V250H126L125 249L126 243H124V242H126V241H124V239H125V240H129L127 242L128 243L130 242L129 244H131L132 248L134 247V249L136 247L135 245H137V247L140 249H141V246L144 247V245H146L145 249L146 250L149 249L151 251V253L148 250L149 255H148L147 259L143 258V257L142 258L144 260H146V262H148V264H167V263H170L172 261L171 257H172L173 253H178L181 255H183V254L187 255V252L184 249L186 246H188L189 248L194 249L196 251V254L194 256V260L198 264H254V262L250 261L249 257H244L243 254L239 251V249L235 248L234 246L223 245L221 247H218L217 244L211 243V242L208 243L207 241H205L204 239L199 238V237H195L191 240H187V238L181 239V233L184 231V228H185L187 221H190L194 218L195 209L200 204V199L197 197L198 192H199L197 189L202 188L204 186L203 183H199L196 181H187V182L185 181L186 183L184 182V184L181 185L179 187V189L174 190L173 185L167 184L168 183L167 181L168 180L171 181V178L173 176L172 170L170 171V169L166 170V168L164 169V168H158V167H156L155 169L149 168V167H139ZM57 171H58V169H57ZM245 172H247V171H245ZM64 174H65V176H64ZM139 174H140V178H139ZM245 174L247 175L248 172ZM155 176H158L159 178L157 180H154ZM12 180H14L16 182V184H18V188H16L15 190L13 189L14 190L13 194H8V192H6V188L11 186L10 182ZM125 181H126V179H125ZM153 187H156V189H157L155 192L152 191ZM74 191L72 194L75 193ZM24 194L27 195L28 198L31 199V200L30 199L29 200L31 202H33V204H35L37 201H39V205L41 207V210L43 211V215L46 216V218L48 219L47 223H46V224H48V227H47L48 230H46L45 234H42L39 230L40 229V227H39L38 231L36 230L37 233H34V235H32L31 239H33V241L30 242L31 244L29 242L27 243V245L28 244L31 245V250H33V249H35V250H33V252L31 251L32 253H28V251H29L28 249L30 246H28V249H27L28 251H26V249H25L26 247H24L26 253L23 255V254H21V251L23 250V249L21 250V247L24 246V244L20 245V243H22L23 240H25L27 238V237H24L25 238L24 239L22 234H24L23 232L26 233V231H24V229L25 230H27V229L24 227L27 224H29V221L27 219L29 214L27 215V213L24 211V209H23L24 204H22L24 202L23 200H25ZM53 195H54V193H53ZM74 195H76V194H74ZM14 202H16V203L13 205ZM135 202L138 204H141V206L144 205L145 207L153 208L156 212L155 213L156 216L154 215L155 217H153V219H152V217H150L147 213H145V211L142 210V207L139 206L138 204H136ZM95 203L98 206L93 205ZM135 205H138V207L136 208ZM35 206H36V204H35ZM37 207H38V205H37ZM61 210L64 213L62 215H61ZM87 211H88V213H87ZM135 211H137L136 214H135ZM178 215L179 216L182 215V216H180L181 219L179 220L178 224L176 225L177 228L175 227L176 229L174 231L173 236L170 239H167L166 240L167 243H166V242H164L165 240L164 241L162 240L165 237L163 235H161V233L163 232V234H164V231L171 227L170 226L171 223H169L170 227L168 226V228L165 229V227H167V225H168V222L169 221L174 222L177 219ZM70 219L72 222H73V220L75 221V223H74L75 227L77 226V228L74 229L75 231L74 230L72 231V228L70 227L71 226ZM87 220H89V221H87ZM134 220H135V222H134ZM174 223H176V221ZM233 223H236V221H233ZM131 227H133V230ZM19 229H23V231H22V234L20 236H19V233L17 232V236L19 239H16L15 238L16 233L14 231H17ZM119 229L124 234V237H122L123 234L122 235L120 234ZM27 231H29V230H27ZM78 232L81 235V236L79 235L80 237H77L78 235L76 236V234ZM37 234L39 235V237L37 236ZM29 235H31V232H30V234H28V236ZM160 236L163 238L160 239L159 238ZM119 237L122 238V240L118 241V239H120ZM135 237H136V239H135ZM20 239H21V242L18 241ZM28 239H30V238L28 237ZM142 239H144V240H142ZM15 240L18 242H16ZM120 241H121V244H120ZM141 241H142V243H141ZM163 242L166 244L164 245ZM122 243L125 245V247H124V245H122ZM114 244L116 245V248L115 247L111 248L112 246H114ZM139 251H141V250H139ZM90 254L91 253L88 252L89 256H91ZM75 256H77L78 258L76 259ZM19 257L22 260V262H19L20 261V259H18ZM105 257H107V259L109 258L107 255ZM142 258H141V260L144 262V260ZM146 262H144V264ZM82 264H85V263L82 262Z\"/></svg>",
	"mask_w": 264,
	"mask_h": 264
}]
</instances>
